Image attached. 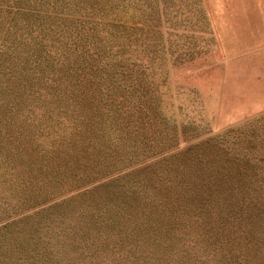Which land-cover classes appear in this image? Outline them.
Masks as SVG:
<instances>
[{
	"label": "rangeland",
	"instance_id": "1",
	"mask_svg": "<svg viewBox=\"0 0 264 264\" xmlns=\"http://www.w3.org/2000/svg\"><path fill=\"white\" fill-rule=\"evenodd\" d=\"M0 264H264V0H0Z\"/></svg>",
	"mask_w": 264,
	"mask_h": 264
}]
</instances>
